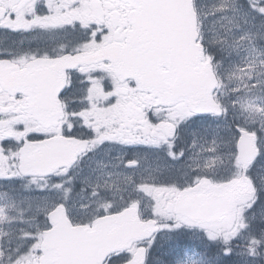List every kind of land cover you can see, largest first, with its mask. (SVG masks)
<instances>
[{"label":"snow or ice","instance_id":"snow-or-ice-1","mask_svg":"<svg viewBox=\"0 0 264 264\" xmlns=\"http://www.w3.org/2000/svg\"><path fill=\"white\" fill-rule=\"evenodd\" d=\"M0 264H264V0H0Z\"/></svg>","mask_w":264,"mask_h":264}]
</instances>
